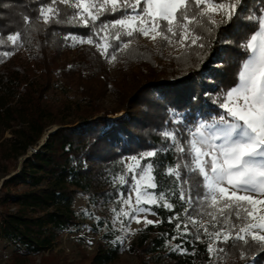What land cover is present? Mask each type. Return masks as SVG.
<instances>
[{
	"label": "trees",
	"instance_id": "1",
	"mask_svg": "<svg viewBox=\"0 0 264 264\" xmlns=\"http://www.w3.org/2000/svg\"><path fill=\"white\" fill-rule=\"evenodd\" d=\"M49 2L0 0V34L5 39L0 53H12L6 58L0 56V178L15 172L18 157L37 146L52 126H59L0 186V240H6L23 255L51 250L62 232L79 224L73 207L78 191L96 200L116 196L118 186L113 177L122 173L125 155L138 156L168 147L159 133L170 111L179 112L190 122L218 115L215 99L208 94L218 96L236 83L239 64L244 59L239 45L249 32L245 17L264 7L260 0H244L246 6L240 18L222 26L216 39L210 41L211 47L203 50L207 53L203 63L189 53L185 59L180 54L179 59L175 56L161 67L152 50L133 44L128 51L116 53L117 79L107 70L108 58L94 45L81 44L77 62L68 65L64 36L72 33L88 37L93 35V27L44 25L37 17L41 5ZM58 7L61 19L71 15L65 6ZM121 15L106 14L95 28ZM24 16L31 18V28L24 23ZM17 32L22 33L21 43L14 47L7 36ZM98 38L93 36L96 42ZM108 41L113 47L118 43L111 37ZM57 77L66 88H75L80 95L77 102L49 100ZM105 88L119 98L111 111L124 110L127 114L110 123L105 118L109 111L96 102ZM152 94L156 97L153 100L148 98ZM100 111H104L103 117L97 116ZM156 159L163 169L176 163V154L161 152ZM158 184V191L169 187L162 176H158ZM172 202L177 205L172 211L152 206L161 222L139 230L137 240L128 244L129 250L147 254L153 264H211L206 243H183L189 253L195 249V255L170 250L168 241L176 235L175 225L180 221L169 223V217L183 211L177 199ZM225 247L227 255L217 264H249L240 259L241 249ZM255 252L247 251L249 260ZM120 253L121 245L114 233L107 231L100 237L92 264H111ZM252 264H264V253Z\"/></svg>",
	"mask_w": 264,
	"mask_h": 264
},
{
	"label": "snow or ice",
	"instance_id": "2",
	"mask_svg": "<svg viewBox=\"0 0 264 264\" xmlns=\"http://www.w3.org/2000/svg\"><path fill=\"white\" fill-rule=\"evenodd\" d=\"M260 2L264 6V0ZM58 5L71 10V15L61 19ZM244 7V0H50L39 8L37 20L44 25L92 26L93 35L69 33L64 40L71 41V46L94 45L109 63L117 59L116 53L128 51L137 35L177 45L181 55L191 53L203 63L207 56L203 50L211 47L222 26L240 18ZM116 13H122L121 18L95 28L101 17ZM245 19L249 32L239 45L244 59L236 83L213 101L223 111L210 121L185 125L186 135L180 128H164L159 136L168 147L128 157L126 163L121 162L122 173L113 177L114 183L130 189L126 198L123 193L118 198L119 210L113 209L122 230H128L125 220L140 223L142 218L145 227L160 223L147 219L148 214L155 215L152 206L172 211L177 206L172 201L177 199L183 211L169 217V223L180 221L175 225L176 235L168 241L170 250L195 255V249L189 253L183 243H206L211 264L226 257L228 245L241 249L240 259L249 264L264 253V7ZM23 20L32 27L30 17ZM101 32L103 44L93 39ZM21 36V32L8 35L7 41L18 47ZM107 37L117 45L113 47ZM4 45L0 34V47ZM11 54L4 51L0 56ZM172 116L173 124L184 123L182 114ZM161 152H174L176 163L161 169L156 159ZM158 176L166 178L167 190L158 191ZM177 239L182 243L173 244ZM251 249L256 252L249 260Z\"/></svg>",
	"mask_w": 264,
	"mask_h": 264
},
{
	"label": "rangeland",
	"instance_id": "3",
	"mask_svg": "<svg viewBox=\"0 0 264 264\" xmlns=\"http://www.w3.org/2000/svg\"><path fill=\"white\" fill-rule=\"evenodd\" d=\"M244 4L246 6L245 2ZM216 18L220 19L219 16ZM100 34L101 35L98 36L99 38L97 43L103 44L105 41L102 38L105 36V34L102 32ZM108 38L109 37H107V40ZM67 44L68 52L66 58L68 65H71L76 63L78 60V50L81 44L71 46V41H67ZM133 44L143 45L152 50V52L155 54L156 62H158L161 67H165L171 61L170 59H174L175 56H178L181 53V50L177 45L169 46L166 42L162 41L153 42L151 39L144 37L143 35H137L133 41ZM183 58L185 59L186 55H183ZM106 67L110 75L112 77H117L118 79L119 76L117 63L115 61L109 63L107 59ZM208 82H212V80H209ZM79 96L80 95L76 92L74 87L66 88L63 80L60 77H57L54 81L53 90L49 93L48 98L55 103H59L61 101L75 103L80 99ZM148 96V98H151L152 100L153 98H156L153 94L152 96ZM208 96H211L212 99L215 100L217 98V95H213L211 93H209ZM118 101V95L108 88L103 89V93L96 99V102L101 105L104 110L109 111L107 116H105L109 123L114 118L124 117L127 115L124 110L117 112L111 111V109L115 107L116 104H118ZM216 110H218L216 114H219L223 111L219 107ZM103 112L104 111H100L97 116L103 117ZM173 113L180 114L177 111H170L168 115V123L166 122L162 130L164 128H180L181 132L185 135V125H193L198 120L210 121L212 117L215 116L213 114L209 119H198L190 122L187 121L182 115L184 118V123L181 125H175L171 122ZM53 127L54 126H52L49 130H51ZM44 135L45 134L42 136ZM30 148H28L29 151ZM131 156L136 155H125L122 158V161L126 163L127 158ZM20 157H18L17 160V168L20 164ZM4 177L5 176L0 178V184ZM128 180L129 183H131L130 177ZM115 185H117L118 188L116 196L113 198L108 197L107 199L96 200L90 198L88 194H85L81 191H78L75 194L73 207L77 214L79 224L76 227H72L71 229L62 232L51 250L43 251L38 254L23 255L22 253H16L14 246L8 244L6 240H0V264H92V257L96 250L97 244L100 242V237L107 231L113 232L115 235V240L121 245V253L111 264H153L148 260L147 254L138 255L137 253L130 251L128 248V244L131 241L137 240L138 231L145 227V223L142 218L140 223H137L135 220H125L124 226L128 230L124 231L121 229V223L116 219L113 209L119 210L120 205L118 203V198L122 193L126 198L130 189L127 187V185H120L118 183H115ZM147 219L157 221L159 220V217L156 214H148ZM117 237H122V239L118 240Z\"/></svg>",
	"mask_w": 264,
	"mask_h": 264
},
{
	"label": "water",
	"instance_id": "4",
	"mask_svg": "<svg viewBox=\"0 0 264 264\" xmlns=\"http://www.w3.org/2000/svg\"><path fill=\"white\" fill-rule=\"evenodd\" d=\"M57 127H59V126H54L51 130H48V131L45 133V135L42 136V138L40 139L39 144H38L37 146H31L30 151L28 150L24 155H22V156L20 157V164H19L17 170H16L15 172H13V173H11V174L5 176V177L2 179V181H3L4 179L10 177L11 175H13L14 173H16L17 171H19V169H20V167H21V163H22V161H23L25 158L29 157V156H30V155H31L36 149H38L41 145H43L46 136H47L50 132L54 131ZM2 181H1V183H2ZM0 186H1V184H0Z\"/></svg>",
	"mask_w": 264,
	"mask_h": 264
}]
</instances>
